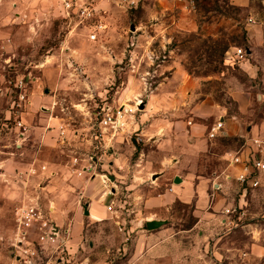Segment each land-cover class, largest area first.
<instances>
[{
    "label": "rangeland",
    "instance_id": "374dc122",
    "mask_svg": "<svg viewBox=\"0 0 264 264\" xmlns=\"http://www.w3.org/2000/svg\"><path fill=\"white\" fill-rule=\"evenodd\" d=\"M89 1L97 16L81 23L76 13H58L63 0H0V264H25L24 249L32 253L40 244L45 251L35 264H64L68 257L87 264H264V172L256 188L245 189L227 177L235 173L230 154L250 150L247 138L264 143V128H259L264 120V38L250 34L251 26H262L264 36V0L246 6L232 0ZM94 33L95 40L90 37ZM236 48H245L247 56L237 59ZM243 62L257 64L258 74L244 71ZM177 66L199 79L194 103L200 109L227 107L245 133L208 140L207 152L196 159L185 150L181 164L170 160L165 168L156 143L167 137L165 129L142 133L147 124L141 123V114L151 90ZM240 105L247 110L239 112ZM104 109L123 111L124 127L113 133L102 126ZM219 114L192 121L209 129ZM189 116L165 112L160 117L176 122ZM41 117L60 122L59 134L51 139L67 141L66 147L41 149L33 131L22 136L25 130L17 122L29 128ZM249 126L257 130L247 134ZM119 154L126 160L113 167L109 162ZM52 162L72 164L74 170H68L77 176L85 168L90 181L99 177L113 206L106 219L95 221L85 214L82 199L85 221L72 246L78 250L63 257L62 239L70 236L71 220L60 210L53 212L48 200L59 185V179L44 173ZM68 174L61 187L80 197L81 184ZM216 174L223 175L224 187L209 181L204 192L195 182ZM50 183L56 190L47 188ZM173 187L175 195L192 200L145 207V197ZM30 202L39 203L57 226L55 240L41 241L36 229L18 234V211ZM149 218L166 223L149 230Z\"/></svg>",
    "mask_w": 264,
    "mask_h": 264
},
{
    "label": "crops",
    "instance_id": "0c3cea01",
    "mask_svg": "<svg viewBox=\"0 0 264 264\" xmlns=\"http://www.w3.org/2000/svg\"><path fill=\"white\" fill-rule=\"evenodd\" d=\"M235 5L246 6L250 3L251 0H232ZM58 13L64 15L65 9L60 6L58 9ZM42 11V10H41ZM63 12V13H60ZM35 24L33 23L32 26ZM250 34L256 40H263V30L262 26H251ZM244 71H246L251 76L258 74V65L257 64H248L242 63ZM199 79L193 77L186 71L183 67L177 66L174 67L170 76L164 79L159 85H157L154 89L151 90V93L148 95L147 104L145 108V112L141 114V123L147 124L146 127L142 130V133L146 131H154L157 128L165 129V133L167 135L166 138L157 139L156 143L159 148V159L160 165L167 168L170 160H178L181 164L183 157L185 154L183 153L185 150H189L194 154L195 159L207 152L208 150V140L210 139L208 136V126L201 123H193L192 119L194 117H211L215 113L219 114L218 121H224V130L220 133L219 137L225 136H233V135H244L245 128L243 124L239 120H237V115L231 114L228 112L227 107H221L217 110L216 106L205 107L202 105L200 109V105L195 104L194 101L197 97V89L199 87ZM188 94V95H186ZM33 102H36L34 100ZM203 104V103H202ZM248 107L240 105L238 111H245ZM7 114L10 113L9 110H6ZM169 112L172 115H182L183 113H189L188 121L178 120L176 122L168 121L166 119L161 118V114ZM60 124V122L58 123ZM57 119L52 117H41L38 120V125L30 126L28 128V132H34L37 136L35 139L36 143H38V147L41 148L43 145H59V146H67L65 140H63L65 144L62 142L58 143L55 140L51 139V135H58ZM214 125V124H213ZM212 125V126H213ZM264 128V120L259 124V128ZM206 129L207 132H206ZM256 127L249 126L247 134L254 133L256 131ZM207 134V135H206ZM29 136H27V139ZM70 144V142H68ZM42 149V148H41ZM39 150V149H38ZM37 150V151H38ZM112 151V149H111ZM70 158L73 160V155L69 154ZM71 160V161H72ZM126 157L124 154H119L114 160H110L109 163H114L113 167L117 165L122 166ZM70 161V162H71ZM69 162V161H68ZM63 165L62 163L52 162L47 167L44 173L51 174L54 179H59V185L57 186V190L53 184L50 183L47 188L56 190L55 197H51L48 195V200L51 205L54 207L53 212L61 211L62 217L68 216L70 221L69 232L70 236L62 239L63 248H65L68 252L77 251L78 248H72L75 245V241H78L79 234L82 228V222L85 221V214L82 209V199H85L87 204L90 219L95 221L104 220L109 215L108 206L110 199V191L106 186L103 185L102 180L99 177H95L93 181H90L86 178V172L84 169L79 170V175L70 174L68 167H70L71 171L74 170V166L71 164ZM231 171H236V169L232 168ZM232 172V173H233ZM69 173L68 175L72 177L73 181H76V184H81L82 189L80 191V197L74 196L72 191L67 188L65 185L61 187L64 180L63 177ZM121 173V172H120ZM189 173V172H188ZM187 173V174H188ZM112 175V174H110ZM178 175L179 172H178ZM94 176V175H93ZM223 175H214L211 179L204 177L199 179V181H195L196 184H201L204 187V192H207V188L209 185V181H212L217 187H224L223 183H221ZM228 177V176H227ZM226 177V178H227ZM185 179V178H184ZM183 179V181H184ZM61 188V189H60ZM175 187L172 190H167L165 193L159 195H153L149 197H145L143 199L144 205L147 208H161L168 207L177 198L183 200L184 202H189L192 200L184 198L182 195L178 196L174 194ZM208 194V193H207ZM206 195V193H205ZM168 197L167 200H163L164 197ZM53 214V213H52ZM153 218H149L152 220ZM67 231V230H66ZM71 235L73 237H71Z\"/></svg>",
    "mask_w": 264,
    "mask_h": 264
},
{
    "label": "built area",
    "instance_id": "2783aa9c",
    "mask_svg": "<svg viewBox=\"0 0 264 264\" xmlns=\"http://www.w3.org/2000/svg\"><path fill=\"white\" fill-rule=\"evenodd\" d=\"M63 6L65 12L68 16L71 13H76L80 18V22L87 20H93L96 18V8L89 0H63ZM91 39L95 40L97 34H92ZM234 55L237 59H244L247 56V51L245 48H236ZM20 87H23L21 82ZM25 98V94L22 93L21 96ZM131 110V109H129ZM132 111V110H131ZM127 112V110H126ZM101 115L100 124L105 128H111L116 133L121 128L124 127L123 122V111H105L99 113ZM17 125L23 127L25 132H22V136L28 131V128L25 125L18 121ZM62 128V127H61ZM224 130V121H217L209 130L208 136L210 139H214L220 136V133ZM251 144L250 150L248 152H243L241 150L231 153L229 156V165L236 169L234 174H228V178H234L237 183H239L245 189L247 188H256L260 186L261 183V174L264 172V158L261 156L263 140L258 137H249L246 140V143ZM247 145V144H245ZM77 160V159H75ZM107 178V175H104ZM172 190V188H171ZM108 210L112 211L113 206L109 205ZM18 230L19 235L23 234L26 236L28 233H36V230L39 232V238L41 241L55 240L54 236L58 234V228L46 218V215L43 213L40 204L35 202H30L24 204L20 207L18 211ZM38 234V232H37ZM23 240V239H21ZM21 243V242H19ZM62 246V245H61ZM59 246V247H61ZM45 249L43 244H40L39 247H35L34 251L30 253V250L24 249L25 253V264H35L37 259L41 258ZM61 256L71 255L65 248L60 249ZM32 256V258H30ZM63 260L62 258L60 259ZM48 264V262L40 263ZM64 264H87L82 260L75 261L73 257H68L64 260Z\"/></svg>",
    "mask_w": 264,
    "mask_h": 264
},
{
    "label": "water",
    "instance_id": "95a60500",
    "mask_svg": "<svg viewBox=\"0 0 264 264\" xmlns=\"http://www.w3.org/2000/svg\"><path fill=\"white\" fill-rule=\"evenodd\" d=\"M145 107V102H142L140 105V108L143 109ZM111 180H115V176L114 175H110ZM175 182L179 183L181 182V178L180 177H176ZM85 214L89 215V210L88 207L86 205L85 207ZM166 223V220H159V219H152V220H147L146 221V225L147 228L149 230H155L160 228L162 225H164Z\"/></svg>",
    "mask_w": 264,
    "mask_h": 264
}]
</instances>
